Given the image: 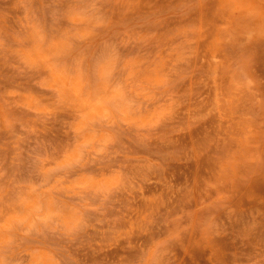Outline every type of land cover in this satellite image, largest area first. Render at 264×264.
Masks as SVG:
<instances>
[{
  "label": "rangeland",
  "instance_id": "rangeland-1",
  "mask_svg": "<svg viewBox=\"0 0 264 264\" xmlns=\"http://www.w3.org/2000/svg\"><path fill=\"white\" fill-rule=\"evenodd\" d=\"M0 264H264V0H0Z\"/></svg>",
  "mask_w": 264,
  "mask_h": 264
}]
</instances>
